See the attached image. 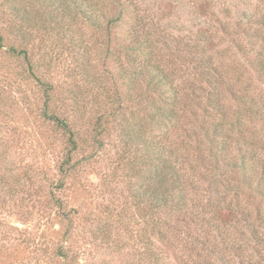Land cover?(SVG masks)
<instances>
[{"label": "rangeland", "instance_id": "1", "mask_svg": "<svg viewBox=\"0 0 264 264\" xmlns=\"http://www.w3.org/2000/svg\"><path fill=\"white\" fill-rule=\"evenodd\" d=\"M6 1L0 0V19L7 42L25 49L31 63L11 59L6 72L1 63L7 57L0 52V264H61L54 255L60 245L69 251L71 264H154L144 250L148 237L160 264H264V246L244 222L261 228L256 217L264 214V198L243 185L238 174L225 202L219 203L224 187L211 185L206 174V181L196 180V188L184 192L186 207L163 208L151 219L147 201L135 197L142 196L148 167L136 131L155 134L146 127L152 98L145 79L127 86L128 57L119 45H126L125 35L142 24L127 14L109 32L98 30L78 7L91 1L115 18L119 7L111 0H74L78 10L72 20L63 15L70 14L67 3L72 0H12L11 6ZM127 1L142 23H155L157 53L168 71L181 75L178 83L198 78L202 67L196 66L197 60L203 57L228 81L219 88L226 113L237 106L229 82H237L239 89L246 85L248 95L264 100V70L259 65V55L264 58V27L259 26L264 22V0ZM15 7L28 15L13 21ZM29 64L36 77L27 73ZM99 93L110 95V102ZM203 104H195L200 119ZM46 106L67 120L79 143L73 155L79 164L65 177L58 166L69 145L63 131L43 118ZM174 122L156 145L173 149L177 167L191 159L195 170L199 166L204 174L201 167L209 158L202 156L206 164L199 165V155L188 146L180 123ZM253 123L250 131L260 136L259 178L264 171V119ZM155 129L157 133L159 127ZM98 131L102 134L94 140ZM195 170L184 167L179 173L195 176ZM238 187L240 197L234 198ZM237 204L243 212L233 208ZM64 210L70 213L66 220L61 217ZM154 224L166 230V239L149 235Z\"/></svg>", "mask_w": 264, "mask_h": 264}, {"label": "trees", "instance_id": "2", "mask_svg": "<svg viewBox=\"0 0 264 264\" xmlns=\"http://www.w3.org/2000/svg\"><path fill=\"white\" fill-rule=\"evenodd\" d=\"M72 1L73 2L67 3L70 14H63L68 20H72V18H74L73 13L75 12L77 14L76 10H78L77 3L74 2V0ZM111 1L117 3L116 5L119 7L115 18L109 16L106 10L94 7L91 1H88V3L82 1V4L78 7L81 8L80 10L86 20L92 22V24L95 25L94 27L98 30L104 29L109 32L120 18L127 14L129 18L132 17L142 24V28H134L130 35H125V39L127 40L126 45L119 46L120 49L127 53L128 57L125 68L129 73H127V77L130 80L127 78L129 81L127 86L130 87V84L135 85V82L139 79H145L152 98L148 100L150 109L148 113L149 121L146 127H150L151 131L155 132V134L151 137V135L147 136L144 132L143 135H141L140 132L138 133L136 131V139L141 144L139 148L143 150L142 156L147 162L148 167L146 171H144L145 187L140 191L142 192V196L139 197V193H136L135 197L141 198V201L144 199L147 201L146 210L148 217L151 219V217L155 216L160 210L162 211L163 208L166 207H186L188 203L184 192L196 188V180L203 178V180L206 181L204 176L206 174L212 178V182H210L211 185L220 184L224 187L222 191L223 196H221L222 200H220L219 203L221 201L225 202L224 200L226 199H224V195L231 192L232 186L229 185L232 184L231 180L233 175L236 174L239 175V179L243 185L252 192L257 193L259 197L264 198V171L261 170L259 178H257L256 175L258 174L256 150L257 147H259L258 141H260V136L255 134L256 132L250 131V129L255 127L253 123L255 119L259 117L264 119V100L258 101L257 96L248 95V92L245 91L248 90L246 85L239 89V87H236L237 82H229L231 85L229 86V91L231 90L233 95L236 94V96H234L237 106L230 113H226L224 110V106L227 105L225 103L226 100L222 99L221 95L223 96V94L219 92V88L221 89L228 81L226 82L222 78H219L217 75L218 72L211 70L204 62L205 59L203 57H198L197 60L196 66L198 68L202 67L197 73L198 78H184L182 84L178 83L176 79L181 78V75L176 76L175 69H171L174 73L168 71L161 62V55L157 53L158 46L155 44L154 34L156 33L155 30L158 28L155 23L152 21L142 23L140 21V16L132 12L127 0H123L122 4L119 0ZM5 4L11 6V4L14 3L12 0H7ZM111 9L115 8L111 7ZM11 12L13 21H19L23 16L28 15L27 10L22 11L16 7L12 9ZM70 23H72V21H70ZM263 24L264 22L259 23V26L264 27ZM4 28L5 27L1 25L0 19V52L3 53V56L7 57L4 58L6 60H3L1 63L2 68L8 72L11 70V59L14 60L20 57L27 60L28 63H31L25 49H18L7 42V32L4 31ZM67 28H69V26H67ZM62 32L65 31L62 30ZM261 56L260 54L259 65L263 71L264 58H261ZM29 65L27 73L31 76L35 75L36 77L35 67L31 64ZM118 78L120 79V74ZM185 83H187L186 86H184ZM129 87H127V90H131ZM103 93L105 94V91H103ZM154 93H157L155 98L153 97ZM117 94L120 96L118 92ZM98 95L103 96L106 99L105 101L110 102V95L109 97L101 93ZM183 95H191V97L186 99L182 97ZM201 100L204 106L202 107L203 114L200 119L195 112V104H202ZM42 116L44 119L52 121L58 129L63 131L67 138L69 147L66 149L65 158L58 166V172H60L62 177H65L76 169L79 164V161L73 159V155L79 148V143L66 119L58 117V115L52 111L50 112L48 106L43 110ZM107 117L108 116H105V118ZM175 120L180 123L181 131L185 133L184 138L186 137L188 141L190 140L188 144L190 149L194 150L199 155L196 160L200 163L199 165L201 166V164L204 165L205 163L202 156H207L209 158L210 162L207 160L209 164L205 163L206 166L201 167L205 170L204 174H202L199 166L197 170H195V163L191 159H185L184 163L177 167V165L173 164L172 158L175 154L173 149H164L161 144L156 145L157 140H160L162 136L165 137L167 129H170L171 126H176ZM193 120H197L198 123L195 125ZM100 126L102 127V122ZM156 126L159 127L157 133L155 129ZM101 134L102 132L98 131L93 139L96 140ZM193 136H195V141L192 140ZM191 142L195 143L192 144ZM203 144L206 150L203 149ZM260 144V148L263 149L264 142H260ZM204 150L206 151V155L203 152ZM128 164L131 167L134 166L132 162H128ZM184 167H187L191 172L195 170L196 175L179 173ZM193 176L196 178L200 176V178L195 179ZM58 187L62 188L63 183H58ZM0 188H2L1 184ZM233 191L232 196L234 198H237V195L240 197V187ZM52 200L55 201L59 209L64 208L59 200L55 198ZM228 205L232 206L231 202ZM202 208H204V204ZM233 208L242 210V212L243 209H245L244 207H238V204L237 207L234 206ZM61 217L66 220L70 217V213L65 210L61 211ZM256 220H258L261 228H259L258 225L254 226L251 223H247L246 220H244L245 227L251 230L255 241L264 246V214L258 215ZM152 233L158 234L157 237L159 239H166V230L160 227L156 228L155 224L151 228L149 235ZM155 247L151 237H148L144 246L145 253L148 254L150 262L160 264L158 263L160 258L155 254ZM232 247L237 250L241 249V247L236 244H233ZM54 255L59 262L60 260L63 261L61 264H71L70 261H73L69 251L62 247V245L57 248ZM16 264L20 263L17 262ZM21 264H25V262H21Z\"/></svg>", "mask_w": 264, "mask_h": 264}]
</instances>
